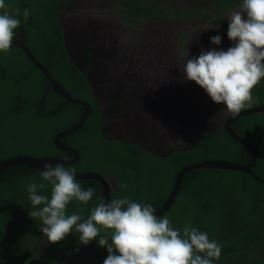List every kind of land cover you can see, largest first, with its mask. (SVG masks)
<instances>
[{"label": "trees", "instance_id": "1", "mask_svg": "<svg viewBox=\"0 0 264 264\" xmlns=\"http://www.w3.org/2000/svg\"><path fill=\"white\" fill-rule=\"evenodd\" d=\"M67 1L5 0V4L9 14H14L16 8L20 10L21 25L13 40L22 31L25 47L34 59L72 99L80 100L85 88L64 52L57 16ZM147 1L124 0L117 7L120 20H140L167 8L157 3L143 5ZM226 4L235 7L242 0H221V6ZM25 9L27 21L23 17ZM4 11L0 9V14ZM253 97L258 100L251 108L264 104L263 81L253 90ZM83 112L82 107L53 93L20 49L12 46L7 54L0 53V164L16 157L65 160L68 155L55 147L53 139L75 128ZM93 115L92 112L86 118L79 131L61 139V144L79 155L73 167L75 173H96L100 168L115 176L117 190L110 201L126 197L149 203L157 211L170 195L176 176L185 168L205 161L239 166L251 162V155L223 129L196 139L187 151L173 152L163 159L131 144H106L99 137L100 120H90ZM84 128L87 132L81 137ZM230 129L255 150L252 173L264 182V114L237 120ZM30 179L42 182L40 174L25 167L11 168L0 176V264H103L108 252L97 239L82 245L79 234L73 232L56 244L47 241L40 221L29 215L26 185ZM77 182L84 190L93 188L94 195L86 205L72 201L67 213L87 219L91 209L101 202V187L93 180ZM50 191L51 185L41 194L50 198ZM163 216L181 233L190 224L217 241L222 251L213 264H264V184L247 173L197 170L186 174L173 205Z\"/></svg>", "mask_w": 264, "mask_h": 264}, {"label": "flooded vegetation", "instance_id": "2", "mask_svg": "<svg viewBox=\"0 0 264 264\" xmlns=\"http://www.w3.org/2000/svg\"><path fill=\"white\" fill-rule=\"evenodd\" d=\"M67 2L58 9L60 28H80L79 32L84 30L85 36L77 39L79 43L71 42L69 50L61 28L64 52L82 78L85 96L79 97L80 101L89 106V115L93 112L90 120H100L99 137L106 144H131L163 159L173 152L187 151L204 135L216 134L222 129L226 132L227 120L236 116L219 113L225 106L215 104L195 82L184 79L181 69L186 63L184 57H198L202 51L211 49L226 51L234 46L227 37L228 20L241 5L221 6V0H151L150 3L148 0L143 5L157 3L167 8L162 13L153 12L140 20L126 22L120 20L117 13V7H121L124 0ZM95 21L100 28L92 36ZM216 35L222 37L219 45L210 42V37ZM98 51L109 60L115 76L112 85L101 83L96 68ZM179 89L191 92L200 106L196 110L182 112L179 108L176 111L180 103ZM166 105L170 107L166 109ZM262 107L264 104L241 113ZM256 114L262 115L264 111ZM166 117L171 120L168 131L161 125L152 128L146 121L165 120ZM86 132L84 128L81 137ZM64 153L68 157L63 161L71 162L73 156ZM78 162L66 168H73ZM104 170L98 168L94 174L108 182L113 194L117 190L116 178Z\"/></svg>", "mask_w": 264, "mask_h": 264}, {"label": "clouds", "instance_id": "3", "mask_svg": "<svg viewBox=\"0 0 264 264\" xmlns=\"http://www.w3.org/2000/svg\"><path fill=\"white\" fill-rule=\"evenodd\" d=\"M0 53L7 54L20 27V10L9 14L5 0H0ZM27 21L28 11L23 13ZM227 37L234 46L225 50L202 51L198 57L186 58L183 78L195 82L215 104L225 107L219 113L237 116L251 108L258 98L253 90L264 79V0H242L228 20ZM222 37H210L219 45ZM40 183L29 180L26 188L30 217L40 221L41 231L51 244L78 233V241L88 245L97 239L106 247L103 264H213L221 255V246L210 240L208 233L186 224L182 233L174 229L167 216L155 215L149 203L128 198L101 201L87 219L67 213V206L76 201L88 204L94 189H82L75 178V168L45 163ZM51 185L50 198L41 192ZM83 219V222H81ZM74 230V231H73Z\"/></svg>", "mask_w": 264, "mask_h": 264}, {"label": "water", "instance_id": "4", "mask_svg": "<svg viewBox=\"0 0 264 264\" xmlns=\"http://www.w3.org/2000/svg\"><path fill=\"white\" fill-rule=\"evenodd\" d=\"M94 21V20H93ZM62 26V25H61ZM92 27L95 28V31L93 30V34L92 36H95L96 33H98L100 26L98 25V22L95 21L92 24ZM63 30V34H64V39L67 44V47L70 48V43L74 42V43H79V41L77 40L80 37H84L85 36V32L84 30L80 31V28H73V27H61ZM25 36L23 35V32L21 31L20 35L12 41V46L20 49L24 55L26 56V58L33 64V66L38 69L41 74L43 75V77L46 79V81L48 82L50 89L52 90L53 93L59 95L60 97H62L67 103L75 105V106H79L82 107L84 109V112L78 122V124L76 125V127L73 130L67 131V132H63V133H59L57 134V136H55V138L53 139V143L55 144V146L60 149L63 152L69 153L71 156H73V160L71 162H64V161H60L58 159L55 158H32V157H16L14 159H10L7 160L3 163L0 164V176L5 173L7 170L11 169V168H15V167H25L28 169L33 170L34 172L40 174L44 168V164L45 163H49L52 165L55 164H60L64 167H70L72 165H74L78 160H79V155L72 150L71 148L65 147L61 144V139L73 134L74 132L77 131V129H79L80 127H82V125L84 124L87 116L89 115L90 112V108L87 104L83 103L80 100L77 99H72L70 97V95L68 93L65 92V90L57 83L53 80V78L51 77V75L49 74V72L39 63L37 62L34 57L31 55V53L29 52V50L25 47ZM73 46V45H72ZM98 65L96 66V68H98L99 72H100V78H102L101 83L103 82V84L106 85H112V78H114L115 76L112 74L111 69V65L109 63V60H106L105 58L107 57H102L103 53L101 54L100 51H98ZM111 56V55H110ZM180 91L177 92L179 98H180V103L178 105V109L176 111L179 110L180 111H185L187 109H197L198 106L196 104L195 98L192 96V93L188 91V93L183 90V89H179ZM167 95H168V99L167 101H170V97L167 91ZM187 104V105H185ZM168 105L165 106V108H169L167 107ZM181 106V107H180ZM264 111V107L262 108H257V109H253L250 111H246L244 113L239 114L238 116H236L235 118L231 119V120H227L226 122V126H225V130L226 133L235 141L237 142L239 145H241L250 155H251V162L249 165L247 166H239V165H235V164H231L228 162H209V161H205L203 163H199V164H195L192 166H189L187 168H185L184 170H182L181 172L178 173V175L176 176L175 179V183L173 186V189L170 193V195L168 196L167 200L165 201V203L157 210L155 211V215L158 217L163 216L169 209L170 207L173 205L180 189H181V184H182V180L184 178V176L190 172L193 171H197V170H219V171H236V172H244L247 173L251 176L254 177V179L256 181H258L259 183H263L261 180H259L253 173H252V168L255 166L256 163V152L255 150L246 142H243L241 139L237 138L231 131H230V125L232 123H234L235 121H237V119L249 116V115H253L256 113H263ZM147 123L151 124L152 128H156V125H161L163 126V128L168 131L169 125H170V118H165V120H146ZM164 142V141H163ZM75 178L77 181H86V180H93L96 181L100 186H101V201H105L106 203L109 202L110 200V195L112 194L111 192V187L108 185V182L106 180H104L102 177H100L98 174H94V173H87V174H75Z\"/></svg>", "mask_w": 264, "mask_h": 264}, {"label": "rangeland", "instance_id": "5", "mask_svg": "<svg viewBox=\"0 0 264 264\" xmlns=\"http://www.w3.org/2000/svg\"><path fill=\"white\" fill-rule=\"evenodd\" d=\"M212 2V1H211ZM207 12H210V9H208V11Z\"/></svg>", "mask_w": 264, "mask_h": 264}]
</instances>
